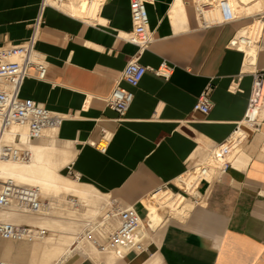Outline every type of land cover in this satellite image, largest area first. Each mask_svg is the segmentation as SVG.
I'll use <instances>...</instances> for the list:
<instances>
[{
	"label": "crops",
	"instance_id": "1",
	"mask_svg": "<svg viewBox=\"0 0 264 264\" xmlns=\"http://www.w3.org/2000/svg\"><path fill=\"white\" fill-rule=\"evenodd\" d=\"M42 1L0 0V49L29 39ZM215 3L147 0L153 42L140 53L126 40L134 28L130 0H110L96 22L64 11L67 4L47 2L35 45L48 64L46 78L27 79L20 97L64 121L55 138L33 143L70 151L72 162L62 171L100 193L108 206H133L144 218L143 202L160 188L194 202L180 180L232 135L247 109L254 73L264 70V27L247 68L246 53L230 48L264 13L251 14L252 5L251 13L233 22H208L204 9L214 10ZM137 57L145 67L166 61L175 70L169 80L149 72L137 88L121 83L134 101L120 116L105 99ZM207 90L210 112H194ZM104 132L110 140L101 153L91 144ZM231 160L213 181L199 183L196 194L204 203L185 219H169L164 230L144 223L138 241L148 244L146 251L102 261L78 253L63 264H264V114L261 130ZM41 250L39 244L2 240L0 261L41 264Z\"/></svg>",
	"mask_w": 264,
	"mask_h": 264
},
{
	"label": "built area",
	"instance_id": "2",
	"mask_svg": "<svg viewBox=\"0 0 264 264\" xmlns=\"http://www.w3.org/2000/svg\"><path fill=\"white\" fill-rule=\"evenodd\" d=\"M68 1L43 0L40 8V16L34 23L33 32L29 39L21 45L0 49V137L14 125H27L28 140L30 142H36L46 137L47 131H58L61 127L64 121V117L61 114L52 112L35 101L22 99L20 94L24 82L27 79L45 81L46 78L48 64L37 54L35 45L38 30L42 22L41 15L47 2L63 5L68 3ZM146 4L147 0H130V12L134 28L126 40L131 45L136 46L140 53L146 51L153 42L149 31V17ZM217 8L220 12L222 23H230L237 19L236 12L229 0L219 1ZM257 22L261 23L262 27H264V15H261ZM243 40L240 43H243ZM260 40L256 42V45ZM230 48L239 50L236 48L234 41L230 44ZM174 70L175 67L166 61L162 62L158 68H150L141 65L139 63V57L131 60L125 66L119 82L105 99L107 107L120 116L124 115L134 101V94L132 91L123 88L121 83H126L131 88H137L144 76L149 72L156 77L169 80ZM211 108L212 103L209 98V90H207L198 98L193 111L207 115ZM263 110L264 70L254 73L251 96L243 120L236 125L232 135L211 152L214 159L221 163L220 174L232 166L229 156L234 151L244 148L250 137L261 130V114ZM109 140V135L104 132L100 142L92 143L91 146L95 147L101 153H106ZM20 143V136H17L14 143L11 144H2L0 141V160L14 162L29 161L30 152L18 147ZM193 172L196 176V192L200 182L211 181L208 179L210 169L207 165L202 164L194 168ZM179 184L182 186L181 180ZM168 192L171 191L160 188L152 196L162 193L166 194ZM171 193L174 194L173 192ZM194 197V202H196L197 198L196 196ZM42 206L41 195L37 189L20 186L11 181L1 184L0 210L17 207L22 211L37 212ZM143 208L145 210L144 205ZM107 218L117 219L119 226L107 236L104 244H101L97 240L94 233L91 234V239L98 248L104 249L107 247L115 250L118 260L124 258L130 252L141 253L146 251L148 244L138 241L142 226L144 223L146 224V219L143 218L135 207H124L111 201ZM47 234L48 232L46 230L35 226L0 222V240L16 243H33L43 239ZM0 264L14 263L0 261Z\"/></svg>",
	"mask_w": 264,
	"mask_h": 264
},
{
	"label": "bare ground",
	"instance_id": "3",
	"mask_svg": "<svg viewBox=\"0 0 264 264\" xmlns=\"http://www.w3.org/2000/svg\"><path fill=\"white\" fill-rule=\"evenodd\" d=\"M109 1L110 0H69L68 3H65L67 5L61 8L76 18H81L88 22H96L100 10ZM245 1L248 0L230 1L236 15L240 12L242 13L249 10L252 4L255 6L260 0L248 1L251 2L250 4H245ZM203 14L208 22H213L218 19L221 20L218 8L214 10L205 8ZM262 31V24L258 23L253 31L248 34L242 32L240 33L241 35L237 36L234 40L236 48L244 51L247 55L246 68L250 66L253 59L256 57L257 50H259L256 47V42L261 39ZM242 39H244V42L240 43ZM263 114L264 110L261 116H263ZM57 132V130H49L46 132V137L49 136V138L53 139L57 136ZM17 136L21 138V143L18 147L28 150L30 152V159L26 162L0 160V183L2 181L1 184L11 181L20 186L37 189L41 195L42 210L49 208V204L43 203L44 200L58 198L60 201L58 200V202L56 199L53 201L56 202L57 205L55 204L56 208L51 213L22 211L17 207L0 210V222H7L14 225L23 223L34 225L35 227L50 228L51 232L48 230L49 233L43 239L28 243L42 246L40 258L38 260L41 264L65 263L76 254V243L81 246L83 254L96 260L102 261L105 258H114L115 260L118 258L115 250L107 247L100 249L91 239V234L94 233L97 239L104 244L107 236L113 232L118 221L117 219H108L107 213L105 215L106 206L93 201L89 195L92 193L101 194L90 187L82 185L78 180L71 181L61 174V171L72 162L73 154L66 149L56 146L38 145L30 142L28 140L27 125H14L0 137V141L2 144H11L14 143ZM241 151L242 148L234 151L229 156V160L232 162L231 159L239 155ZM207 163H209V165ZM207 163L205 165L210 169V176L208 179L213 181L220 174L221 163L214 159L212 153ZM195 178L196 176L192 170L181 179V183L182 187L189 194L196 196V202H189L184 196L174 195L171 192L148 197L151 198L152 201L156 200L157 202L155 205L144 203L148 201V198L143 202L144 207L146 206L144 218L147 223L150 224V222L153 221L164 230L169 219H166L159 213V208L170 209L171 214L174 215V217L171 215L173 218L185 219L193 210L194 206L202 205L204 203L203 199L195 192ZM108 207L110 208V204ZM61 226L64 228H61ZM142 231L143 230H141V232ZM141 236L142 235H140L139 239H142Z\"/></svg>",
	"mask_w": 264,
	"mask_h": 264
},
{
	"label": "rangeland",
	"instance_id": "4",
	"mask_svg": "<svg viewBox=\"0 0 264 264\" xmlns=\"http://www.w3.org/2000/svg\"><path fill=\"white\" fill-rule=\"evenodd\" d=\"M216 1V3H215V7H217V5H218V3H219V1H221V0H215ZM229 1H233V0H229ZM258 3H259V5H258ZM253 5V4H252ZM258 5V6H257ZM254 6V5H253ZM255 9H254V12L253 13H251V11H247V13L246 12H240L239 14H237V16L238 17H243V16H245V14H248V13H251V14H255V13H264V0H260V1H258L256 4H255ZM255 25V24H254ZM258 25V23L255 25V26H257ZM255 26L253 27V28H250V29H248V30H246V31H244V32H251V31H253V29L255 28ZM53 133V132H52ZM50 134V133H49ZM37 142H41V141H37ZM201 164H203V163H201ZM208 165H209V163H207ZM61 174L64 176V177H66L67 179H69V180H71V181H74L75 179H72V178H70V177H67V174L64 172V171H61ZM3 182V181H2ZM1 182V183H2ZM1 183H0V185H1ZM90 195V198L93 200V201H96V202H98V203H100V204H103V205H105L106 206V212H105V215H106V213L108 212V210H109V207H108V203H109V201H107L103 196H101V195H98V194H95V193H92V194H89ZM162 195V194H161ZM160 195V196H161ZM159 196V197H160ZM55 199L56 198H50V199H46V200H44L43 201V203L44 204H49V208L48 209H39L38 211H40V213H51V212H53L54 210H55V206L57 205V203L56 202H53V201H55ZM72 199H75V198H72ZM50 200V201H49ZM60 201V199H56V201ZM58 201V202H59ZM156 200H151V198H148V201H146V202H144V203H147V204H151V205H155L156 204ZM56 204V205H55ZM146 207V206H145ZM44 211V212H43ZM159 213H161L163 216H165V218L166 219H175V218H173L174 217V215L173 214H171V210L170 209H165V208H159ZM173 217H172V216ZM172 217V218H171ZM180 221V220H179ZM19 225H28V224H23V223H20ZM29 226H34V225H29ZM117 227H118V221H117V224H116V226H115V228H114V230L113 231H115L116 229H117ZM38 228H44V229H46L47 231L48 230H50V228H46V227H38ZM61 228H64L63 226H61ZM100 229V228H99ZM100 230H102V229H100ZM49 233V232H48ZM141 235V234H140ZM98 241H99V239H97ZM140 240V239H139ZM0 241H2V240H0ZM100 242V241H99ZM101 244H103L102 242H100ZM77 245V246H76ZM75 246L77 247V250H76V254H78L79 252H82V253H79V255H81V254H83V251H82V248H81V246H79V244L77 243V244H75Z\"/></svg>",
	"mask_w": 264,
	"mask_h": 264
}]
</instances>
